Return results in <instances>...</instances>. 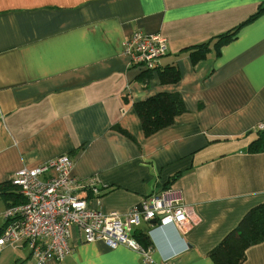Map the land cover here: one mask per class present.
<instances>
[{"label":"crops","instance_id":"1","mask_svg":"<svg viewBox=\"0 0 264 264\" xmlns=\"http://www.w3.org/2000/svg\"><path fill=\"white\" fill-rule=\"evenodd\" d=\"M262 1L0 0V189L62 154L75 176L97 180L98 195L80 193L87 205L119 218L143 196L178 188L192 224L142 221L132 235L149 242L150 264H215L211 250L264 202V139L249 149L264 122V13L218 51L211 42L204 58L192 62L188 50L240 25ZM135 30L166 38L158 69L129 66L121 44ZM171 66L179 77L165 83ZM159 92H176L183 111L146 133L135 104ZM16 201L0 191V210ZM69 245L47 264H142L125 246L84 242L76 227ZM21 246L4 247L0 264H33ZM241 264H264V240Z\"/></svg>","mask_w":264,"mask_h":264},{"label":"built area","instance_id":"2","mask_svg":"<svg viewBox=\"0 0 264 264\" xmlns=\"http://www.w3.org/2000/svg\"><path fill=\"white\" fill-rule=\"evenodd\" d=\"M129 66L152 71L160 67L167 51V40L160 33L135 30L121 44ZM255 129L264 130V122ZM73 160L62 154L33 168H22L10 177L21 202L0 210L4 225L0 251L6 247L26 246L33 264L62 261L71 252L69 238L78 228L84 242L103 241L108 247L125 246L138 252L142 264L152 262L150 245L144 246L132 229L144 221L149 226L173 224L178 229L192 224L188 207L178 188L166 186L143 196L129 208L124 218L115 212L104 213L87 205L81 191L100 193L95 176L78 178L72 172Z\"/></svg>","mask_w":264,"mask_h":264},{"label":"trees","instance_id":"3","mask_svg":"<svg viewBox=\"0 0 264 264\" xmlns=\"http://www.w3.org/2000/svg\"><path fill=\"white\" fill-rule=\"evenodd\" d=\"M264 13V0L257 5L256 10L240 25L232 28L228 32L215 36V39L209 42L198 44L191 47L188 51L192 62L204 58L209 49V44L214 42L215 48L219 47L232 39L238 29ZM178 71L174 67H169L161 76V81L174 82L178 79ZM136 110L141 118L142 126L146 133L155 132L173 120L174 115L183 111V103L180 96L176 92H159L149 96L135 104ZM259 137L252 140L249 149L252 151L259 150L263 144L264 130L255 129ZM10 183V182H9ZM8 191L0 189L1 194L5 197H17V201L13 204L21 202V198L16 193V187ZM11 188V187H10ZM9 204V205H13ZM141 244L147 246L148 241L139 239ZM264 240V202L250 208L241 218L238 225L228 232L226 236L213 248L210 252L211 258L215 264H241L244 258L245 249Z\"/></svg>","mask_w":264,"mask_h":264},{"label":"rangeland","instance_id":"4","mask_svg":"<svg viewBox=\"0 0 264 264\" xmlns=\"http://www.w3.org/2000/svg\"><path fill=\"white\" fill-rule=\"evenodd\" d=\"M25 250H27V249H25Z\"/></svg>","mask_w":264,"mask_h":264}]
</instances>
